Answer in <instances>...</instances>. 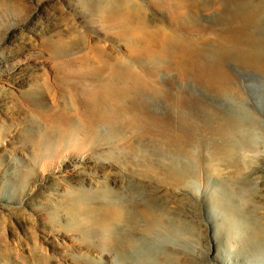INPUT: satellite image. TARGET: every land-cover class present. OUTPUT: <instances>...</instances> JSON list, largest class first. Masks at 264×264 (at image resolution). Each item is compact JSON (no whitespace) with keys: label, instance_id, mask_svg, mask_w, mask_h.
<instances>
[{"label":"rangeland","instance_id":"374dc122","mask_svg":"<svg viewBox=\"0 0 264 264\" xmlns=\"http://www.w3.org/2000/svg\"><path fill=\"white\" fill-rule=\"evenodd\" d=\"M84 1L0 0V264H264V82L260 69L235 58L260 45L212 37L222 29L215 7L187 10L174 21L165 4L134 0L137 7L122 10L110 25L113 15L104 3L91 9ZM174 30L202 36L192 45L195 55L157 51L161 42L150 57L133 55L138 43ZM81 38L85 45L77 43ZM93 44L145 73L152 90L167 92L163 101H179L189 117L181 152L137 129L138 136L112 144L119 158L110 155L111 144L90 142L63 155L56 167L40 169L59 137L55 117L63 105L40 76L82 69ZM220 46L232 49L222 58L224 67L215 62ZM53 47L63 54L54 55ZM192 56L202 63L200 73L212 67L224 80L216 85L203 78ZM66 98L73 110L79 96ZM230 118L241 130L234 141L242 146L234 151L217 134ZM174 160L186 173L183 181L174 182ZM191 184L199 185L198 196ZM106 199L138 206L131 227L115 226L98 212ZM143 208L152 214L151 233ZM116 231L120 242L111 235Z\"/></svg>","mask_w":264,"mask_h":264},{"label":"bare ground","instance_id":"6f19581e","mask_svg":"<svg viewBox=\"0 0 264 264\" xmlns=\"http://www.w3.org/2000/svg\"><path fill=\"white\" fill-rule=\"evenodd\" d=\"M87 1L88 0H85L84 2L86 3ZM157 1L167 6L166 8L167 12L168 13L171 12L172 16L170 15V17H173L174 21L175 19L181 20V18L183 17L182 13H185V11L187 10L190 11L198 7H209V8L215 7L217 12L216 15L218 14L215 21L217 24L222 25V29H220L221 31L218 33L216 32L211 34L212 37L222 42V44H224L225 42L240 43L242 41H249L259 44L260 49L258 50L254 49L255 51L241 50L235 53V58L240 62L246 63L248 65L256 67L257 69H260V82L261 83L264 82V0H157ZM102 3L106 5L107 11L113 15V18L107 20L108 23H111L110 25L117 23L118 21L117 16L120 14L122 10L131 12L134 9L133 7H137L135 6L134 0H89L86 6L88 8L94 9L97 8ZM163 8L165 9V7ZM180 15L182 17H180ZM187 15L188 14L184 16L187 17ZM190 18L189 19L191 22L193 17L190 16ZM183 23L184 22H182V24ZM189 27L190 26H188V28ZM182 32H179L178 30L177 31L174 30L171 32H167V31L161 33L159 32L154 35V37L156 36L159 37L156 38L152 37L151 39L148 38L149 40L146 39L148 44H144L143 42V44L138 43L137 46L132 47V53L133 55H140V56L145 55L147 57L148 56L150 57L153 54L152 52L156 50V48L154 49L152 48V46L155 44L153 46L155 47L158 42H161L160 43L161 45L158 46L157 51L161 50V51H165V53H173V55H175L174 54L175 52H183L182 54H187L189 56L195 55L196 50L195 48L192 47V45L197 38L199 37L202 38V36L192 34V32L188 34ZM77 43L85 45V42L82 38L81 40H78ZM165 44H167V47L165 46ZM104 50L105 48L102 45L99 44L90 45V52L92 53V56L86 55L83 58V61L86 63V65L83 66L82 69L76 71L72 70L64 75L58 73L55 75L54 78H51L46 74H42L40 76V78L43 80V83L47 84V88L50 89V91L48 92L53 97V100H55L56 102L60 101L63 104L61 107V111L55 117V122L57 123L56 126L60 130L59 137L56 138V143H53L50 146V153L47 155V157L49 158L46 159L47 160L46 162H42L40 168L42 171H44V168L52 169L56 167L57 165L55 166V164L58 159H61L63 155L67 156V155H71L72 152L79 151L81 146L83 147L84 143L90 144V142L91 143L95 142L99 144L107 143L111 145L112 144L116 145L119 139L125 138L129 135L133 137L139 131L143 132L145 136H148L149 134L155 136L157 135L158 137L166 141L167 145L170 146L171 148H175L178 151L180 150V152L183 150L181 147V143H182L181 131L183 129L184 122L188 120L189 117L185 112H183L179 101L176 102L173 99L172 102L171 100H167V99H165L166 101H163L164 99L163 97L167 95V92L165 90L161 88L157 90L158 89L157 88L155 92L154 90H152L153 86L149 85L148 82H146V80L148 79L145 77V73L143 74L142 72L136 71L133 64L131 65L122 64L123 61L120 60V57L117 54H115L114 51L108 52ZM52 52L54 55L63 54L62 49L58 47H53ZM230 52H232V49H227L226 47L220 46L218 50L216 49L215 51L217 56V58H215L216 59L215 62L218 61L219 63L220 61V63L222 64L221 62L222 58H224L225 55H228ZM200 62L198 61L197 56L194 57L192 56V67L194 70H197L199 65L201 66L202 63ZM224 63L220 66H223ZM214 65H215L214 67L216 68L217 64L215 63ZM208 68L210 67L208 66ZM215 68L213 69L215 70ZM198 70L197 73L199 72ZM202 70H200L201 73L199 72L198 74L199 75L201 74V76L205 79L211 80V82L213 80V82L216 85L219 84L220 80L222 82V79L226 76V75L224 76L223 73H218V71L213 72L212 67L211 69H208L207 72L206 70L205 72H202ZM198 74L197 76H199ZM193 75L196 74L194 73ZM197 76L196 79H198ZM220 87L221 86L219 85V88ZM31 92L34 95L33 90H31ZM73 92L79 96V99L77 104L74 106L73 110H71L70 105L68 106V108L66 106L65 97L67 98L72 97ZM225 93L227 92L225 91ZM227 94L229 95V93ZM61 113L63 114L62 116H60ZM207 120L209 121V119ZM237 121H234L232 118H230L229 121H225V123L226 122L228 123L225 125L226 127H220L218 130L216 129L218 132L217 134L223 140L222 144L224 143L225 145L227 144V147L231 148V150L233 151L234 149H237L240 146H242L239 141L238 142L236 140L234 141L235 135H238V133H240L241 131L238 125L239 122L236 123ZM137 129L140 130L138 131ZM62 132L65 133L62 134ZM136 135L138 136L139 134ZM89 139L90 141H88ZM247 141L249 142V138ZM117 150L118 149L116 148V146H114L112 152H110V155L115 158L117 157L119 158L121 153L120 152L118 153ZM147 150L149 151V149ZM225 152L227 153V151ZM145 153L147 154V152ZM140 156L141 158H147V156L144 153ZM107 168L108 167L106 166V164H103L104 172L107 170ZM171 168L175 176L174 182H180L181 180L183 181L185 178H187V176H185L186 173L183 176L180 174L181 166L177 160H174L171 163ZM190 189L196 196L200 194L199 185L191 184ZM137 207L138 206L135 207V205H133V207L131 208L129 202H125L122 205H117L112 201L106 199L102 202V205L98 209V212L103 217L107 216L110 217L112 220H114L115 226L125 225L126 223H128L131 227V220L132 223H134V218H135L134 216L137 215L136 212L138 213L139 210ZM141 214L145 219H147L145 222L146 233H151L154 226V224H151V219H150L152 214H150L149 210L145 208L141 209ZM111 235L113 238L116 239L117 242H120V237L118 236L119 231H116L114 234Z\"/></svg>","mask_w":264,"mask_h":264}]
</instances>
